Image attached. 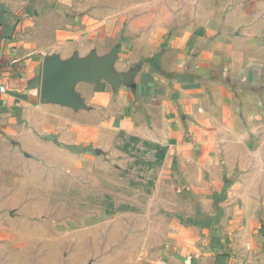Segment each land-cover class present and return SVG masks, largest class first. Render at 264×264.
<instances>
[{
	"label": "crops",
	"instance_id": "obj_1",
	"mask_svg": "<svg viewBox=\"0 0 264 264\" xmlns=\"http://www.w3.org/2000/svg\"><path fill=\"white\" fill-rule=\"evenodd\" d=\"M133 12L73 19L41 0L1 10L0 167L27 152L40 155L46 137L79 156L84 169L107 150L151 145L167 148V161L193 164L200 179L224 171L220 147L241 139L219 136L216 87L239 76L264 85V0H145ZM91 54H116L113 70L130 82L77 83L85 105L77 110L43 98L45 61ZM208 162L215 170L205 169ZM204 188L210 203L196 205L186 220L201 229L193 257L204 260L210 238L211 249L227 252H212L213 264H234L252 241L259 206L236 202L230 188L233 202L221 203L225 186ZM249 258L256 264V251Z\"/></svg>",
	"mask_w": 264,
	"mask_h": 264
},
{
	"label": "rangeland",
	"instance_id": "obj_2",
	"mask_svg": "<svg viewBox=\"0 0 264 264\" xmlns=\"http://www.w3.org/2000/svg\"><path fill=\"white\" fill-rule=\"evenodd\" d=\"M28 1L0 0V12H16ZM41 1L73 19L128 18L145 6V0ZM258 84L239 76L216 87L219 136L241 141L220 147L225 172L214 177H195L193 164L167 161L169 150L151 145L107 150L84 169L79 156L43 137L40 155L6 159L0 167V264H213L212 252H227L211 249L204 238L210 253L195 259L201 229L186 222L196 205L210 203L211 195L202 192L210 185L225 186L221 203L257 202L252 241L233 263L255 264L249 256L256 251L258 264L264 259V85Z\"/></svg>",
	"mask_w": 264,
	"mask_h": 264
},
{
	"label": "water",
	"instance_id": "obj_3",
	"mask_svg": "<svg viewBox=\"0 0 264 264\" xmlns=\"http://www.w3.org/2000/svg\"><path fill=\"white\" fill-rule=\"evenodd\" d=\"M116 54L98 58L91 54L86 59L75 55L67 62H61L53 56L43 65L42 96L53 104L69 106L75 110L85 108L84 103L74 90L77 83H98L105 80L117 87L121 83H129L131 75H120L114 72L113 64Z\"/></svg>",
	"mask_w": 264,
	"mask_h": 264
},
{
	"label": "built area",
	"instance_id": "obj_4",
	"mask_svg": "<svg viewBox=\"0 0 264 264\" xmlns=\"http://www.w3.org/2000/svg\"><path fill=\"white\" fill-rule=\"evenodd\" d=\"M5 88L4 87H0V92H4Z\"/></svg>",
	"mask_w": 264,
	"mask_h": 264
}]
</instances>
